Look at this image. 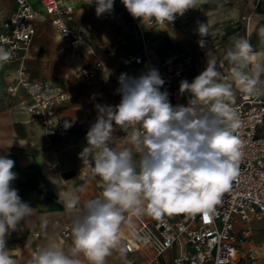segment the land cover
<instances>
[{
    "label": "clouds",
    "instance_id": "9594fccd",
    "mask_svg": "<svg viewBox=\"0 0 264 264\" xmlns=\"http://www.w3.org/2000/svg\"><path fill=\"white\" fill-rule=\"evenodd\" d=\"M121 2L134 19L165 25L205 0ZM93 3L100 16L113 9L114 0H89L87 4ZM198 30L201 36L207 34L204 24ZM199 43L204 46L203 40ZM11 55L0 47V62L10 60ZM206 55V68L191 83L180 82L179 92L191 94L187 106L170 103L168 91H161L165 81L155 68L139 77L126 73L118 77L121 101L116 106L96 105L98 115L87 131V147L80 153L84 166L100 177L102 193L83 203L82 214L76 190L59 193L58 202L65 210L77 213L71 247L66 251L49 242L32 253L28 264H83L81 256L88 264H106L114 249L121 255L127 252L120 240L123 213L159 219L165 213L206 212L219 201L239 173L241 141L234 135L239 118L228 102L234 100L232 84L220 82L213 50ZM224 59L233 65L231 79L239 91L248 96L264 92V53L254 52L249 41L239 37L233 38ZM70 126L65 123V128ZM117 129L131 130L138 163L129 148L118 151L110 146ZM14 164L0 156V264H16L6 237L34 213L11 187L17 178ZM78 191H84L83 187Z\"/></svg>",
    "mask_w": 264,
    "mask_h": 264
},
{
    "label": "built area",
    "instance_id": "2783aa9c",
    "mask_svg": "<svg viewBox=\"0 0 264 264\" xmlns=\"http://www.w3.org/2000/svg\"><path fill=\"white\" fill-rule=\"evenodd\" d=\"M14 1L16 7L0 19V47L12 53L10 60L0 62V68L17 64L16 84H10L9 91L12 94L19 88L27 91L30 101L26 110L42 125L47 136L67 137L71 134L74 122L61 114L59 107L73 100L74 95L49 80L31 78L26 71L25 60L33 44L37 20L41 17L50 21L64 43V50L70 52L74 60H85L78 68L82 78L95 80L102 72L109 76L108 90L116 97L111 106L121 101L117 89L122 73L139 77L152 68L157 69L165 81L161 91H168L170 103L187 106L191 94H181L179 85L185 79L191 83L199 75L190 73L197 70L195 56L187 51H172L155 60L146 28L156 22L134 19L121 0L117 1L132 18L140 39V47L122 60L127 66L122 73L111 70L91 44V36L73 23L72 4L63 0H40L39 5L30 0ZM115 11L113 6L107 13L113 17ZM216 66L221 74L220 82L232 84L234 100L228 102L239 118V126L234 130V135L241 141L242 152L237 177L206 212L165 213L159 219L148 214L137 217L123 213L125 219L121 224L120 240L130 256L115 264H240L242 261L249 264L259 258L262 243L256 242L254 236L255 224L264 222V92L255 96L242 93L231 79V70L218 62ZM261 79L264 80V76ZM66 122L71 126L65 128ZM130 133L131 130L122 131L121 138L130 140ZM72 224L61 228L63 242L72 236ZM36 235L39 236V232Z\"/></svg>",
    "mask_w": 264,
    "mask_h": 264
},
{
    "label": "rangeland",
    "instance_id": "374dc122",
    "mask_svg": "<svg viewBox=\"0 0 264 264\" xmlns=\"http://www.w3.org/2000/svg\"><path fill=\"white\" fill-rule=\"evenodd\" d=\"M87 3L89 2L86 0H78L76 3L74 15L77 23L86 24L87 33L91 36V43L96 50L104 56L112 67L122 71L124 69L122 60L140 45L138 32L132 18L123 8H120L121 15L115 17H110L107 12L97 16L96 5ZM11 8L14 9L13 2ZM201 24L207 27V34L204 36H201L198 30ZM109 26L112 27L106 28ZM262 28H264V0H205L200 7L188 10L183 16H177L174 22H166L165 25L156 23L151 28L152 30L146 33L151 39L157 56L164 51H187L193 53L201 65L206 68V53L211 49L215 54L216 61L231 70L233 65L225 60L224 56L227 48L232 45L233 38L243 37L249 41L253 51L264 53ZM201 40L204 41L203 47L199 43ZM31 55L27 61V70L31 78L49 81L55 79L61 84L65 74L68 73L69 88L74 91L75 99L73 104L63 105V109H70L71 112L80 111V120L82 118L85 120L80 125L75 123L72 132L73 135L82 134L86 136L98 115L96 105L110 106L113 101V97L108 91L109 79L101 76L97 80H85L78 75L79 72L76 71V68L85 61L71 62L68 52L64 50L62 40L58 38L48 19L38 20V30L34 37ZM10 84H16V80L14 79ZM16 94V99L19 95L21 99L29 97L27 91L21 88L17 90ZM121 133L122 131L119 129L114 132V143L110 146L118 151L129 148L133 152L134 162L138 163L139 154L132 143L123 141ZM86 181H88L84 186L87 193L86 199L87 197L90 199L99 197L102 193L100 177L89 170ZM80 213L82 214V210ZM76 215L77 213L64 219L52 218L53 223L56 222V224L48 228L47 232L39 237L27 232L20 236L11 235L10 245H24V250L20 251V264H28V260L34 252L29 249L32 247L35 249L36 244H40V248L49 242L60 245L62 239L58 230L59 227L65 223L73 222ZM255 226L254 240L262 243V249L259 258L249 264H264V222H257ZM63 244H67L66 249L68 250L72 244V236ZM127 256V253L121 255L118 249H114L108 259L112 260L118 257L117 261H121ZM240 264H245V262L242 261Z\"/></svg>",
    "mask_w": 264,
    "mask_h": 264
},
{
    "label": "crops",
    "instance_id": "0c3cea01",
    "mask_svg": "<svg viewBox=\"0 0 264 264\" xmlns=\"http://www.w3.org/2000/svg\"><path fill=\"white\" fill-rule=\"evenodd\" d=\"M1 1L2 0H0V19L10 14V12L12 11V2L14 3V8L16 7V3L14 0H4L3 3H1ZM115 1L117 0H114L113 6L116 11L113 17H115L116 15H121L122 11L120 10V8H123L120 6V4L116 6ZM37 2L39 5L40 0H38ZM63 2L72 4L75 9L78 0H63ZM39 19L47 18L41 17ZM38 20L36 23L37 30ZM73 23L80 25L87 32L86 24L77 23L75 15ZM154 26L146 28V32L151 31V28H153ZM111 27L112 26L106 28L110 29ZM151 46L153 49V58L155 60H160L168 53L164 51V54L162 53L161 55L157 56L155 54L152 42ZM33 47L34 40L30 53L25 60V67L28 74L29 72L27 70V61L32 56L31 54ZM99 54L103 56L101 53ZM68 55L71 58V62L77 61L73 59L70 52H68ZM82 63L84 62H81L80 66ZM106 63L113 72L122 73L127 70V66H125L123 62L122 64L124 66V69L122 71L116 70L107 62V60ZM80 66H77L76 71H78V68ZM16 69L17 64L15 63L8 64L3 68H0V156H6L7 158L14 160L15 164L12 171L17 174V178L12 182L11 187L18 191V195L20 196L22 202L27 203L34 209L33 215L28 217L26 221L21 220L17 226V229L15 231H12L6 237V247L10 255L16 261V264H20V251L24 250V245H10L9 241L11 235L20 236L27 232L28 234H32L35 237H39L41 234L47 232L48 228L56 224V222L53 223L52 218L64 219L73 216L75 213L67 212L64 208V205L58 202L59 193L64 194L66 192L76 190V194L80 197V210H82L81 204H83L90 198L87 197L86 199L87 193L84 188L85 184L88 182L86 181V179L89 175V169L87 168V166H84L83 161L80 158V153L85 147H87L86 136L82 134L73 135V132H71V134L67 137L47 136L42 125L37 120H34L26 110V107L30 101V97L21 99V96L19 95L18 99H16L15 97L17 94H12L9 91V85L11 81L15 79L17 74ZM204 69V65L202 66L201 63L197 60V70H192L190 73L200 74ZM101 76L107 77L110 81L109 76L105 72L100 73L98 78ZM50 82L65 87L73 93V100L62 104L59 107V112L61 114L69 116L74 122L73 126L75 125V123H77L76 125L82 124L85 119L82 118V120H80V111L71 112L70 109H63V105L73 104L75 99L74 91L69 88L70 82L68 80V73L65 74L63 82L61 84L60 82H58V80L55 79L50 80ZM112 97L113 101L111 102L110 106L114 104L116 100V97H114L113 95ZM123 141H128V143H131L130 140L123 139ZM8 145L11 146L9 147ZM68 181L74 183L66 184V182ZM81 187H83L84 189V191L82 192L78 191V189ZM69 223L73 222L63 224L61 227H59V232L64 225ZM37 232H39V236L36 235ZM60 245L63 246L67 251V244H63V240ZM34 247L36 250H39L40 244H36V246ZM35 249L32 247L29 250L35 252ZM127 254V257H129L130 254ZM80 258L83 260V264H88L87 260H85L84 257L81 256ZM117 260L118 257H115L112 260H109L107 257L106 264H115Z\"/></svg>",
    "mask_w": 264,
    "mask_h": 264
},
{
    "label": "bare ground",
    "instance_id": "6f19581e",
    "mask_svg": "<svg viewBox=\"0 0 264 264\" xmlns=\"http://www.w3.org/2000/svg\"><path fill=\"white\" fill-rule=\"evenodd\" d=\"M30 1L34 3V2H37L38 0H30ZM115 4H116V6L119 5V3L117 1H115Z\"/></svg>",
    "mask_w": 264,
    "mask_h": 264
},
{
    "label": "snow or ice",
    "instance_id": "6c2138e0",
    "mask_svg": "<svg viewBox=\"0 0 264 264\" xmlns=\"http://www.w3.org/2000/svg\"><path fill=\"white\" fill-rule=\"evenodd\" d=\"M205 218H207V217H205Z\"/></svg>",
    "mask_w": 264,
    "mask_h": 264
}]
</instances>
